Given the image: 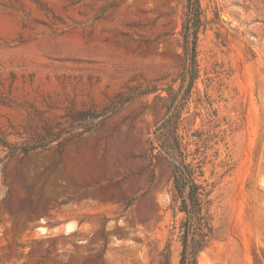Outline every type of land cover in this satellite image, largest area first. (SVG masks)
Wrapping results in <instances>:
<instances>
[{"label":"rangeland","instance_id":"374dc122","mask_svg":"<svg viewBox=\"0 0 264 264\" xmlns=\"http://www.w3.org/2000/svg\"><path fill=\"white\" fill-rule=\"evenodd\" d=\"M199 4L180 128L213 228L197 264H264V0ZM186 7L0 0V264H156L167 245L178 263L184 214L150 142L187 85Z\"/></svg>","mask_w":264,"mask_h":264},{"label":"trees","instance_id":"16d2710c","mask_svg":"<svg viewBox=\"0 0 264 264\" xmlns=\"http://www.w3.org/2000/svg\"><path fill=\"white\" fill-rule=\"evenodd\" d=\"M201 26L199 0H187L185 19L181 27L184 65L180 72L187 85L182 94L172 87L167 89L168 99L163 105V115L154 129V141L150 148L162 157L171 171L174 195L180 199L179 211L184 214L180 224V253L177 264H197L198 256L209 244L213 228L204 203L206 192L198 182L201 175L199 165L193 164L186 150L181 133L183 113L188 97L197 77V37ZM155 154H152L154 156ZM156 264H170V250L166 251Z\"/></svg>","mask_w":264,"mask_h":264}]
</instances>
